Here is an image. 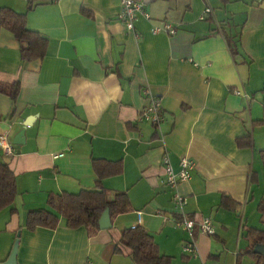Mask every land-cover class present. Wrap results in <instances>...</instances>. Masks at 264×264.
Listing matches in <instances>:
<instances>
[{
	"label": "crops",
	"instance_id": "1",
	"mask_svg": "<svg viewBox=\"0 0 264 264\" xmlns=\"http://www.w3.org/2000/svg\"><path fill=\"white\" fill-rule=\"evenodd\" d=\"M142 1L150 18L128 29L120 0H0L46 40L42 57L22 60L19 42L0 30V83H19L14 102L0 92V136L10 145L0 158L17 186L15 212L0 211V262L20 231L17 264H134L129 248L114 247L122 229L140 225L170 264L252 263L245 227H263L264 0ZM165 20L174 34L151 31ZM152 97L163 111L158 126L139 118ZM22 128L23 143H14ZM165 154L175 172L182 156L193 161L178 186L181 211ZM98 158L121 161V173L101 184L126 191L129 211L92 235L63 217L54 229L25 227L49 194L94 188ZM182 214L209 218L214 233L176 226ZM191 236L196 256L183 252Z\"/></svg>",
	"mask_w": 264,
	"mask_h": 264
},
{
	"label": "trees",
	"instance_id": "2",
	"mask_svg": "<svg viewBox=\"0 0 264 264\" xmlns=\"http://www.w3.org/2000/svg\"><path fill=\"white\" fill-rule=\"evenodd\" d=\"M5 29L13 34L20 44L21 59L40 58L44 54L46 40L36 31L26 26V13L18 12L10 7L0 8V30ZM231 52L230 39L227 40ZM19 91L17 81L8 84L0 83V92L9 96L14 102ZM260 156L264 168V149L260 150ZM92 167L97 176L96 185L92 189H81L77 193L60 192L49 194L46 206L31 208L27 211L25 227L34 230L36 227L54 229L60 217L64 218L65 225L69 228L84 226L89 235L97 232L98 220L102 212L108 208L110 220L118 214L131 209V203L126 191H111L102 186V179L121 173L120 160L93 159ZM17 195L15 175L8 164L0 158V211L11 207ZM262 228L245 227V237L250 246L244 254L252 259L251 264H264V200L257 205ZM121 244L130 249L129 256L134 264H170L171 256L160 253L153 236L140 225L130 226L120 231V238L114 247V252L120 251Z\"/></svg>",
	"mask_w": 264,
	"mask_h": 264
},
{
	"label": "built area",
	"instance_id": "3",
	"mask_svg": "<svg viewBox=\"0 0 264 264\" xmlns=\"http://www.w3.org/2000/svg\"><path fill=\"white\" fill-rule=\"evenodd\" d=\"M121 10L118 18L121 19L128 29L133 28V23L137 20L139 15H142L146 19L150 16L147 12L143 10L144 3L142 0H120ZM211 13V8L209 6L205 7L203 14L200 18H204L205 14ZM153 33H166L172 35L175 33V25L168 20L162 21L160 25H153L151 27ZM239 93V91H235ZM139 118L141 120L150 122L154 126H158L163 121V111L161 109L159 99L152 97L149 103L143 107L140 112ZM0 149L4 153L10 152V145L6 141L4 135L0 136ZM162 165L164 170L165 182L172 190V204L175 210L181 211L183 206L187 202V198L182 195L178 186L179 183L186 181L190 178V172L193 168V161L186 156H182L179 161L180 169L175 172L170 164L168 156L165 154L162 157ZM140 214V212H138ZM174 224L178 227L191 232L195 225L201 233L212 235L214 233L212 222L209 218L203 217L199 220L195 218H186L183 214L180 219H175ZM183 252L188 255L196 256V243L195 239L191 236L183 246Z\"/></svg>",
	"mask_w": 264,
	"mask_h": 264
},
{
	"label": "water",
	"instance_id": "4",
	"mask_svg": "<svg viewBox=\"0 0 264 264\" xmlns=\"http://www.w3.org/2000/svg\"><path fill=\"white\" fill-rule=\"evenodd\" d=\"M30 118H27L24 122L23 125H28L30 122ZM24 129H20L19 131H17V133L15 134L16 140L13 141L14 143L20 144L23 143V134H24ZM98 224H99V228L100 229H108L111 227V220H110V215H109V210L108 208H106L102 214L99 217L98 220ZM20 238V231H17L16 233V237L13 241L12 247L10 249L9 255L7 256V258L0 262V264H17V251H18V246H19V239Z\"/></svg>",
	"mask_w": 264,
	"mask_h": 264
},
{
	"label": "rangeland",
	"instance_id": "5",
	"mask_svg": "<svg viewBox=\"0 0 264 264\" xmlns=\"http://www.w3.org/2000/svg\"><path fill=\"white\" fill-rule=\"evenodd\" d=\"M14 241V240H13Z\"/></svg>",
	"mask_w": 264,
	"mask_h": 264
}]
</instances>
